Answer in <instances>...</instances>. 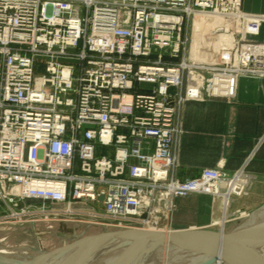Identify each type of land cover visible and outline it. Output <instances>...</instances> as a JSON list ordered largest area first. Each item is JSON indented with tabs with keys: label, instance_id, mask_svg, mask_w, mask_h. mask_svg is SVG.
<instances>
[{
	"label": "built area",
	"instance_id": "obj_1",
	"mask_svg": "<svg viewBox=\"0 0 264 264\" xmlns=\"http://www.w3.org/2000/svg\"><path fill=\"white\" fill-rule=\"evenodd\" d=\"M241 3L0 0V201L9 217L29 215L16 209L35 201L124 229L166 230L176 197L228 206L246 195L242 171L171 176L178 110L233 100L239 77H264V40L239 28L261 18ZM200 18L210 27L193 32ZM193 33L205 47L221 35L230 43L194 61Z\"/></svg>",
	"mask_w": 264,
	"mask_h": 264
},
{
	"label": "crops",
	"instance_id": "obj_2",
	"mask_svg": "<svg viewBox=\"0 0 264 264\" xmlns=\"http://www.w3.org/2000/svg\"><path fill=\"white\" fill-rule=\"evenodd\" d=\"M241 4L244 13L261 18L241 21L243 36L249 41H263L264 0H242ZM205 21L196 20L194 29ZM175 125L173 178L194 179L206 168H220L226 174L242 171L251 177L250 191L246 198L233 203L232 213L249 211L264 199V77H239L230 101L185 103L177 112ZM216 209L206 195L178 198L171 229L207 228L215 219Z\"/></svg>",
	"mask_w": 264,
	"mask_h": 264
},
{
	"label": "rangeland",
	"instance_id": "obj_3",
	"mask_svg": "<svg viewBox=\"0 0 264 264\" xmlns=\"http://www.w3.org/2000/svg\"><path fill=\"white\" fill-rule=\"evenodd\" d=\"M210 27L209 22H203L202 28L206 29ZM1 61V60H0ZM40 72V71H39ZM201 173V172H200ZM232 174V173H231ZM228 175V174H227ZM250 191V190H249ZM249 191L246 195L232 197L231 202L228 206L225 204H221V199L217 197L209 196L212 201L214 207L217 205H222V210L225 211V219L221 221L218 216L217 219L211 222V225L207 228H190V229H181L186 231H210V232H231L237 229L242 228H250L252 226L259 227L261 229L264 228V199L260 200L254 207H252L249 211H239L237 213H232V205L237 199L246 198ZM189 196H197L195 194L187 195ZM185 197H176L173 199V212L169 214L167 221L165 223L166 230H153L155 232H169L176 231L172 230V221L173 214L175 211V200L178 198ZM30 205V206H29ZM24 206V207H23ZM77 206V205H76ZM227 207V208H226ZM28 209L30 211L29 215L10 218V211L5 207L0 201V257L3 258V262L0 264H31L33 262H42L45 264L51 263V260L56 257L60 250L66 249L67 247L89 237H94L101 234L112 233L115 231L125 230V224L119 225L117 223L109 222L101 218H92L88 215H85L87 211H84L83 215L78 216H68L64 214L63 206L49 207L45 209H41L40 204L38 203H30L21 204L17 209V213L21 209ZM88 208L86 206L76 207V209ZM95 209V208H94ZM43 210V211H42ZM88 208V212H89ZM25 211V210H24ZM98 213H102L100 208H96ZM216 214V213H215ZM246 217V218H245ZM256 217V218H255ZM250 221V222H249ZM258 222V223H257ZM219 225H218V224ZM250 223V225H249ZM263 225V226H262ZM220 228H223L221 230ZM242 243V242H241ZM231 247L234 250L239 252L245 251H254L253 256L242 257L230 255H223L221 259L224 262L230 261L232 264H264V242H261L260 239L256 242H246V247L240 246V244L235 245L233 243ZM238 246V247H235ZM240 246V247H239ZM126 250L125 247L115 246L109 249L106 254H104L103 258H112L116 256H120ZM56 252V253H53ZM146 249L145 246L133 248L126 255L125 261L127 264H144L141 256L145 254ZM151 252V251H150ZM152 253V255H156L157 259L152 263L145 264H208L212 259V255L207 256L205 259L200 261L193 262V259L196 254H192L190 256L185 257L183 251L180 248H173L168 246H163L157 253ZM52 253V254H50ZM252 254V253H251ZM48 255V256H46ZM200 255H197V258ZM211 257V258H210ZM232 257V258H231ZM90 258V257H89ZM87 258L81 264H91L95 261L100 260ZM130 260V261H129ZM220 260V259H219ZM217 262H222V261ZM233 260H235L233 262ZM124 261V262H125ZM193 262V263H192ZM229 262V263H230ZM236 262V263H235ZM218 263V264H219ZM214 264V263H213ZM228 264V263H227Z\"/></svg>",
	"mask_w": 264,
	"mask_h": 264
},
{
	"label": "water",
	"instance_id": "obj_4",
	"mask_svg": "<svg viewBox=\"0 0 264 264\" xmlns=\"http://www.w3.org/2000/svg\"><path fill=\"white\" fill-rule=\"evenodd\" d=\"M258 239H260L261 242H264V229L242 228L231 232H210L200 230L155 232L141 229H125L85 238L66 249L60 250L49 264H77L103 247L114 246L121 243H127L129 248L117 257L113 264H121V261L126 257L129 251L135 247H143L146 244L157 247L154 251L160 250L163 246L180 248L185 251V257L192 254L208 253L213 256L208 264H213L221 259L222 255H227V257L230 255H240L242 257L255 255L254 251L251 250L245 252L236 251L231 245L234 246L233 243H235V245L240 244L241 248H244L246 247L245 243L247 241L256 242ZM144 255L145 254L141 256V259H143ZM31 264L45 263L37 261Z\"/></svg>",
	"mask_w": 264,
	"mask_h": 264
},
{
	"label": "bare ground",
	"instance_id": "obj_5",
	"mask_svg": "<svg viewBox=\"0 0 264 264\" xmlns=\"http://www.w3.org/2000/svg\"><path fill=\"white\" fill-rule=\"evenodd\" d=\"M194 28V27H193ZM196 30L194 29L193 30V32H195ZM193 38H192V41H191V47H190V57H191V59L192 60H205L206 59V57L207 56H209V57H214V54L216 53V51H217V49H218V47L220 46V45H228L229 43H230V38L227 36V35H221L220 37H219V39H218V41L215 43V44H213V45H211L210 47H205L204 45H203V41H202V38H201V35H199V34H197V33H193V36H192ZM221 202V201H220ZM221 204H222V202H221ZM219 205V207H217V209L215 210V218L218 216V218H219V220H220V227H221V221H222V218H223V221H224V219H225V211L224 210H222L221 208H222V205ZM221 207V208H220ZM227 208V207H226ZM246 218V217H245ZM256 218V217H255ZM214 220H216L217 221V219H214ZM250 222V221H249ZM258 223V222H257ZM249 225H250V223H249ZM263 226V225H262ZM249 228V227H248ZM250 228H255V226H252V227H250ZM256 228H259V227H256ZM221 230H223V228H220ZM264 229V228H263ZM147 231H153V230H147ZM224 231V230H223ZM245 240V239H244ZM244 240H242V241H244ZM115 246H120V247H125L126 248V250L129 248V245L127 244V243H121V244H118V245H114V246H108V247H103V248H101V249H99V250H97V251H95L94 253H92V254H90L87 258H92V259H97V258H99L100 260H98V261H95V262H93V263H91V264H113L116 260V258L117 257H119V256H116V257H112V258H110V257H108V258H103L102 256L104 255V254H106V252H108L109 251V249L110 248H112V247H115ZM153 245H150V244H146L145 245V249H146V252H145V255L143 256V263L145 264V263H152L153 261H155L157 258V256L156 255H152V253H155L154 252V249H157V247H154ZM125 250V251H126ZM151 251V252H150ZM156 251V253L159 251V250H155ZM53 253H56V252H53ZM50 254H52V253H50ZM183 255H185L184 253H183ZM197 255H200V257H198L197 258ZM46 256H48V255H46ZM207 256H209V254L208 253H200V254H196L195 255V257L193 258V259H191V260H193V262H197V261H200V260H202V259H205ZM221 257H223V255L221 256ZM86 258V259H87ZM89 258V259H90ZM127 257H125V259H126ZM211 258V257H210ZM232 258V257H231ZM235 258H237L236 256H235ZM86 259H83V260H81L80 262H78L77 264H81L82 262H84V260H86ZM125 259H123L121 262V264H127L128 262V260L127 261H125ZM3 258H1L0 257V262L2 263L3 262ZM125 261V262H124ZM130 261V260H129ZM219 261H222V262H217L216 261V263H214V264H232L230 261H226V262H224L223 261V259H220ZM235 260H233V262H234ZM192 262V263H193ZM230 262V263H229ZM236 263V262H235ZM156 264V263H155Z\"/></svg>",
	"mask_w": 264,
	"mask_h": 264
}]
</instances>
